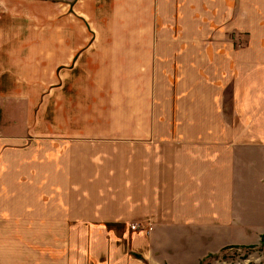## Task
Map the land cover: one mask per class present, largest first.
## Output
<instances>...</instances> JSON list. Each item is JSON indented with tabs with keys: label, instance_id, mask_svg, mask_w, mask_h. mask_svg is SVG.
I'll list each match as a JSON object with an SVG mask.
<instances>
[{
	"label": "crops",
	"instance_id": "crops-1",
	"mask_svg": "<svg viewBox=\"0 0 264 264\" xmlns=\"http://www.w3.org/2000/svg\"><path fill=\"white\" fill-rule=\"evenodd\" d=\"M0 214L39 264L255 243L264 0H0Z\"/></svg>",
	"mask_w": 264,
	"mask_h": 264
},
{
	"label": "rangeland",
	"instance_id": "rangeland-1",
	"mask_svg": "<svg viewBox=\"0 0 264 264\" xmlns=\"http://www.w3.org/2000/svg\"><path fill=\"white\" fill-rule=\"evenodd\" d=\"M23 229L22 222L11 223L7 215L0 214V264H39L40 257L45 255H41L40 250L48 251V258L56 256L55 246L45 243H52L54 239L35 236L34 232L39 231H33L32 238L19 236L23 234ZM261 237L250 245L225 247L218 255L209 256L201 264H264V237Z\"/></svg>",
	"mask_w": 264,
	"mask_h": 264
},
{
	"label": "trees",
	"instance_id": "trees-1",
	"mask_svg": "<svg viewBox=\"0 0 264 264\" xmlns=\"http://www.w3.org/2000/svg\"><path fill=\"white\" fill-rule=\"evenodd\" d=\"M264 237V235H262L261 239Z\"/></svg>",
	"mask_w": 264,
	"mask_h": 264
}]
</instances>
